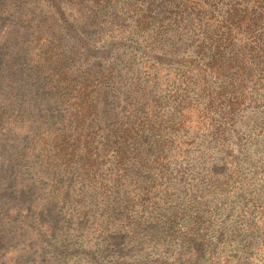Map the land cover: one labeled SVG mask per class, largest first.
Segmentation results:
<instances>
[{"label": "rangeland", "instance_id": "1", "mask_svg": "<svg viewBox=\"0 0 264 264\" xmlns=\"http://www.w3.org/2000/svg\"><path fill=\"white\" fill-rule=\"evenodd\" d=\"M254 1L8 6L0 264H264V57L224 92L209 69Z\"/></svg>", "mask_w": 264, "mask_h": 264}, {"label": "trees", "instance_id": "2", "mask_svg": "<svg viewBox=\"0 0 264 264\" xmlns=\"http://www.w3.org/2000/svg\"><path fill=\"white\" fill-rule=\"evenodd\" d=\"M27 0H0V33L3 31L4 23L7 17H11L12 14L8 11V6L12 3L16 4L18 7H23L25 9ZM53 6H55L54 0H48ZM250 5V3H249ZM7 6V7H6ZM257 13V14H256ZM264 24V1L261 4L259 0L253 2V7H247L246 10L240 11L233 10L229 17L227 18V23L224 26L223 35L216 39L214 43V55L215 58L210 63L209 69L215 73L217 77L226 78L229 75L227 73L230 70H235L230 78L228 86L222 87L221 92L227 90L228 87H233V82L236 83L240 77H244L246 74H252L256 69V60L258 56L262 55L264 57V46L254 47L252 49L246 50L248 36L253 32V30ZM15 34V33H14ZM229 49V55L226 57L225 50ZM2 47H0V50ZM236 49V50H235ZM51 50H49L50 52ZM2 68L0 67V82L3 81ZM14 92V89L12 90ZM217 92V91H216ZM218 93H215V99L219 97ZM90 91L88 86L85 85L82 92L79 95L80 102L76 106L77 113H81V116L91 108H95L89 104ZM89 104V105H88ZM228 105L224 106L225 113L228 112ZM4 111H0V117H2ZM89 115V114H88ZM79 125L85 126L84 120H79ZM55 142L58 141L59 137L54 138ZM42 140V139H41ZM63 140H61L62 142Z\"/></svg>", "mask_w": 264, "mask_h": 264}]
</instances>
